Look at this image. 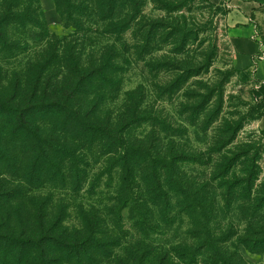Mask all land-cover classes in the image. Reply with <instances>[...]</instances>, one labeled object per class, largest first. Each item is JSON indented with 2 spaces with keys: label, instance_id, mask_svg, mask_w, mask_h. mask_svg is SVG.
<instances>
[{
  "label": "rangeland",
  "instance_id": "rangeland-1",
  "mask_svg": "<svg viewBox=\"0 0 264 264\" xmlns=\"http://www.w3.org/2000/svg\"><path fill=\"white\" fill-rule=\"evenodd\" d=\"M228 1L0 0V107L36 133L0 113V264H264L241 244L264 235V7L245 20ZM224 159L249 192L219 184Z\"/></svg>",
  "mask_w": 264,
  "mask_h": 264
},
{
  "label": "trees",
  "instance_id": "trees-1",
  "mask_svg": "<svg viewBox=\"0 0 264 264\" xmlns=\"http://www.w3.org/2000/svg\"><path fill=\"white\" fill-rule=\"evenodd\" d=\"M57 5H58V3H57ZM11 17H13V15L12 14H8V8H6L5 13L0 16V40L3 38V35H2V32H1V27L4 24H6V21L8 19H11ZM260 101H262V100H260ZM260 101H258V103H260ZM17 111H18L17 109L10 108L8 106L0 107V113L10 115V117H13V116L17 117L18 116V119L20 120V126L17 127L18 130L23 129V130L26 131V133L30 134L32 137H36L35 131L24 124V122L22 120V117H23L22 113L17 114ZM74 122H77V121L74 120ZM76 127L80 128L77 125H76ZM86 129L89 130V131H93V132H96V131L101 132V131H103L101 128H92L90 126L86 127ZM108 138L110 140H112V137H108ZM38 146H39V144L36 143L35 147H38ZM57 149H59V151H61V152H66L62 148H57ZM37 151L38 152H37V155L35 157L37 159H40V157L42 156V152L40 150H37ZM67 153H70V152H67ZM136 153H137V150H132L131 153L127 154L126 156H124L121 159V166H122L123 171H124V181H126V182L128 181V177L130 175V166H129L128 162L130 161V159H131V161L136 159V156H134V154H136ZM155 163L158 164L161 167H164V168L168 167V169L171 168V164H172L171 162H167V164H166L161 159L155 160ZM229 164H230V160L227 161L226 159H224V161L221 164H219L220 165L219 166L220 169H219L218 173L215 174L216 177L220 178L219 184H221V186H223L226 189V192L229 195L234 194L235 191H237V193H241V194H245V193L249 192V187L248 186L253 182L252 181L253 180V173L251 172V170H249L248 175L242 180H238L237 179V180H233V181H226L225 180V175H226V173L229 170ZM156 168L157 167L155 165H152L151 167H148V171L146 173H144V178L147 179L148 184H149V190L152 193H154L155 196L159 195V193L161 192L160 191V185H159V183H158V181L156 179V174H155V169ZM171 180L173 181L171 183V185H173L174 188H177V189L179 188V190L181 191V194H180L181 197L184 196V200L181 201V204H183V202L185 203L186 201H188L190 199V194L184 195L185 191H183V189L180 188L179 179L174 180L172 178ZM195 200H194V202H195ZM165 203L167 204V201ZM189 203H188V205H189ZM262 203L264 204V198L263 199H256L255 205L250 206V208H252V210H254L253 211V215H255V213L258 212V209L262 207L261 206ZM184 207H186V205ZM257 234H260V236H262L263 235V231H258ZM13 241H15V240H13ZM95 243H96V245H99V243L97 241H95ZM241 244H243L246 247V249H248L249 251H252V250H255V249H259V248L262 249V245H264V235L261 237V240L258 241L259 245H257L256 243L248 242L247 240H241ZM208 245L211 246L209 243L205 244V246H208ZM220 257H222L221 254H220ZM222 262L224 264H233L229 260H226V259L222 260V258H221V263Z\"/></svg>",
  "mask_w": 264,
  "mask_h": 264
},
{
  "label": "crops",
  "instance_id": "crops-1",
  "mask_svg": "<svg viewBox=\"0 0 264 264\" xmlns=\"http://www.w3.org/2000/svg\"><path fill=\"white\" fill-rule=\"evenodd\" d=\"M213 5H218L223 0H205ZM228 6L232 10L240 13L243 17L248 18L255 14L258 8L264 7V0H229ZM232 18V15H230ZM254 25L243 22V26L234 28L230 32V40L233 44L235 61L240 68H249L255 56L259 55V47L261 44L255 42L257 38L254 36ZM259 70L264 77V61L259 63Z\"/></svg>",
  "mask_w": 264,
  "mask_h": 264
}]
</instances>
